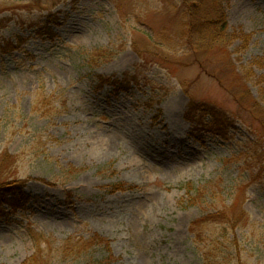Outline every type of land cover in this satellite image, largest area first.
I'll return each mask as SVG.
<instances>
[{
  "label": "rangeland",
  "instance_id": "1",
  "mask_svg": "<svg viewBox=\"0 0 264 264\" xmlns=\"http://www.w3.org/2000/svg\"><path fill=\"white\" fill-rule=\"evenodd\" d=\"M221 13L235 37L195 49L185 24ZM128 73L120 90L98 79ZM260 107L264 0H0V183L28 197L0 206V264H27L31 232L98 233L110 264H210L223 225L192 222L233 202L250 217L227 231L242 240L233 264H264ZM188 182L205 188L197 204Z\"/></svg>",
  "mask_w": 264,
  "mask_h": 264
},
{
  "label": "trees",
  "instance_id": "2",
  "mask_svg": "<svg viewBox=\"0 0 264 264\" xmlns=\"http://www.w3.org/2000/svg\"><path fill=\"white\" fill-rule=\"evenodd\" d=\"M220 14V13H219ZM218 15V14H217ZM217 18L214 20H206L204 22H189L185 24V27L188 29L184 32L185 36L190 40L195 49H206L212 48L214 46H222L227 47L230 39L235 37V34L228 32V23L226 21V16L224 13L216 16ZM192 16L191 19H193ZM193 21V20H192ZM53 38L55 35H52ZM249 37V36H244ZM229 41V42H228ZM228 42V43H227ZM248 42V39L247 41ZM103 57L107 56V53L102 54ZM101 84H112L120 90L122 88L123 81H126L128 84L134 82L137 77L135 75H131L130 73L126 74L123 79H114L113 77L99 76L98 77ZM258 103V102H257ZM255 103L254 105L259 107V103ZM202 108H199L195 102H191L189 106V110L187 113V119L189 121L194 120V116L198 113ZM260 116H263L261 119V124L264 126V107H260V111H258ZM213 119L209 122L210 131H213L218 134H226L229 130V126L227 125L226 118L221 116L219 112L213 111ZM8 155L5 157H0V167L3 166L8 160ZM263 160L260 158V163H264V152H262ZM12 157V156H9ZM186 189V194L190 198V202L192 204H197L198 199L201 198L205 191L203 187H196L192 182H188ZM24 185L20 184V182H10L0 183V206L5 203H15L20 201H27L28 197L24 193ZM115 190H124L125 188H131L125 183H118L114 186ZM8 196H12V198H8ZM237 203L233 202V204L229 207V209H218L213 213H208L201 217L200 219L192 222L191 230L200 228V224L203 223V226L207 224L211 225V223H220L223 225L222 229V237H226L229 246H225L221 248L218 244L221 242L220 236L217 237H209L208 240L216 247V252L210 255V259L212 262L210 264H233L237 259L239 261V255L242 253L243 249H241L242 240L234 235L232 239H229L227 236V231L236 230L240 226H245L250 217L245 209L236 208ZM263 225V224H262ZM197 227V228H196ZM32 241L34 246L33 254L28 258L27 264H58L61 261L67 260L68 257L71 256L73 259L82 258L86 260L85 264H110L109 259L111 260V253L108 257H96L94 255V249L98 245L105 244L109 252L111 251L110 242L108 239L102 237L98 233H94L89 237H77L70 235L65 240H63L62 244L59 245L56 239L52 237H47L46 235L40 233H32ZM203 236V235H202ZM53 239V240H52ZM202 241H205V236L201 237ZM224 240V239H223ZM232 243V245H231ZM233 247V249H232ZM257 245H256V247ZM236 262V261H235Z\"/></svg>",
  "mask_w": 264,
  "mask_h": 264
}]
</instances>
